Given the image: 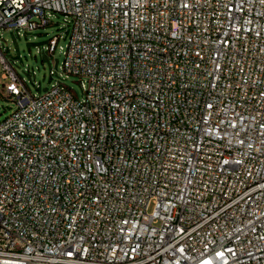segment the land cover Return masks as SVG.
<instances>
[{
    "label": "built area",
    "instance_id": "obj_1",
    "mask_svg": "<svg viewBox=\"0 0 264 264\" xmlns=\"http://www.w3.org/2000/svg\"><path fill=\"white\" fill-rule=\"evenodd\" d=\"M55 13L85 94L0 57V264H264V0H0V31Z\"/></svg>",
    "mask_w": 264,
    "mask_h": 264
},
{
    "label": "rangeland",
    "instance_id": "obj_2",
    "mask_svg": "<svg viewBox=\"0 0 264 264\" xmlns=\"http://www.w3.org/2000/svg\"><path fill=\"white\" fill-rule=\"evenodd\" d=\"M53 24L35 31H0V57L6 58L23 79L33 95H43L57 83L70 88L79 99L84 97L82 79L70 75L64 69V50L68 43L70 17L55 13ZM62 36L57 42L56 52L51 55L46 49L51 39ZM0 64V123L15 111V102L6 91L7 80Z\"/></svg>",
    "mask_w": 264,
    "mask_h": 264
}]
</instances>
